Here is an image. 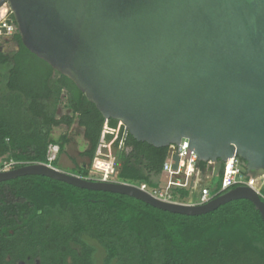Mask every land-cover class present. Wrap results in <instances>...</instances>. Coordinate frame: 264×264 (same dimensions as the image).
I'll return each mask as SVG.
<instances>
[{"label":"water","instance_id":"1","mask_svg":"<svg viewBox=\"0 0 264 264\" xmlns=\"http://www.w3.org/2000/svg\"><path fill=\"white\" fill-rule=\"evenodd\" d=\"M4 5L24 48L136 142L168 148L185 139L198 162L236 156L247 173L264 171V0H0ZM173 161L177 170V154ZM24 176L188 217L246 200L264 221V201L248 186L204 205L166 202L132 184L44 163L0 172V183Z\"/></svg>","mask_w":264,"mask_h":264},{"label":"trees","instance_id":"2","mask_svg":"<svg viewBox=\"0 0 264 264\" xmlns=\"http://www.w3.org/2000/svg\"><path fill=\"white\" fill-rule=\"evenodd\" d=\"M11 40L16 50L5 54L0 48V167L47 164L48 146L61 153L68 143L66 136L52 140L51 130L75 120L87 142L80 156L88 160L76 165V175L87 177L105 120L72 82L27 51L18 33ZM60 105L68 113L58 118ZM117 124L107 121L113 129ZM123 133L121 127L112 144L114 179L157 190L169 147L154 148L127 133L119 150ZM216 164L219 184L206 186L211 194L223 177L224 165ZM194 168L211 171L203 162ZM189 190L172 188L169 195L173 202L194 204L198 196L187 201ZM259 192L264 201V182ZM0 264H264V221L246 200L188 217L124 195L24 176L0 183Z\"/></svg>","mask_w":264,"mask_h":264},{"label":"built area","instance_id":"3","mask_svg":"<svg viewBox=\"0 0 264 264\" xmlns=\"http://www.w3.org/2000/svg\"><path fill=\"white\" fill-rule=\"evenodd\" d=\"M11 16V12L7 5H4L0 8V39L12 38L13 35L17 33L16 25ZM121 127L124 126L119 123V127L113 129L107 125V121L104 122L99 140V145L97 147L95 156L91 162L89 171L92 175L99 176V180L97 181L110 182L109 180L114 179L115 177L116 158L115 156L111 155L109 147H111L113 142L117 139V135ZM126 134L127 131L124 128L123 136L118 143L119 150H121L123 147L124 138ZM107 135L113 136L111 141H106L105 137ZM169 149L170 153L168 155V158L165 160L162 168V174L166 175L167 177L165 191H152L147 189L144 185L138 187H140L142 190L149 192L155 198L166 202H173L169 195V190L172 188H188L189 180L193 176V173L195 171L194 166L198 161L194 153L188 149V143L185 139L181 140L179 147L172 145L169 147ZM103 150H108V154L103 155ZM58 152L59 148L57 145L48 146L46 156L47 165L51 166V163L56 160ZM176 154L179 158L177 170H172V165L174 164L173 157ZM223 165L224 170L220 189L214 194H211L209 189H207L206 187L201 188V190L198 192L197 202L193 205H204L212 199L224 194L228 190L242 186H248L255 189L257 194L262 199L259 189L255 188L254 178L250 175V173H247L246 170H244V166L236 156H234V158H231L230 161H226L225 163H223ZM12 166V162L4 163L2 167H0V172L11 170Z\"/></svg>","mask_w":264,"mask_h":264},{"label":"rangeland","instance_id":"4","mask_svg":"<svg viewBox=\"0 0 264 264\" xmlns=\"http://www.w3.org/2000/svg\"><path fill=\"white\" fill-rule=\"evenodd\" d=\"M0 48L5 54H10L16 50V46L12 42L11 38L0 39ZM67 113L68 111L64 109L62 105H60L58 108L57 117L59 118L63 115H66ZM117 127H119V123L117 124ZM50 136L52 140H58L62 136H66L68 139V143L65 145L64 151L58 153L56 158L57 160L54 163H51V165L68 174H79V169L76 167V165L88 164V160L80 156L83 150L87 148V142L83 138L82 128L78 127L77 122L74 120L70 126L63 124L53 128L51 130ZM109 150L111 155L115 156V149L112 146L109 147ZM102 153L103 155H106L108 154V150H103ZM216 165L217 164H207V169L211 168V171H194L193 176L190 178L188 184L190 190L187 201L195 202L198 192L201 190V188L206 186L215 188L219 184V180L213 175V170L216 169ZM250 175L255 180V188L260 190L262 183L264 182V171H256L254 173H250ZM82 178L95 181L99 180L98 175H92L90 172L88 173L87 177ZM109 181L117 182L115 179H111ZM166 182L167 177L166 175L162 174L160 176L159 188L157 189L159 192L165 191ZM98 255L100 258V253H98Z\"/></svg>","mask_w":264,"mask_h":264},{"label":"crops","instance_id":"5","mask_svg":"<svg viewBox=\"0 0 264 264\" xmlns=\"http://www.w3.org/2000/svg\"><path fill=\"white\" fill-rule=\"evenodd\" d=\"M85 149H86V148H85ZM85 149H84V150H85ZM84 150H83V151H84ZM77 166H85V165H77ZM58 170H60V169H58Z\"/></svg>","mask_w":264,"mask_h":264},{"label":"bare ground","instance_id":"6","mask_svg":"<svg viewBox=\"0 0 264 264\" xmlns=\"http://www.w3.org/2000/svg\"><path fill=\"white\" fill-rule=\"evenodd\" d=\"M231 158H228L227 161H230Z\"/></svg>","mask_w":264,"mask_h":264}]
</instances>
